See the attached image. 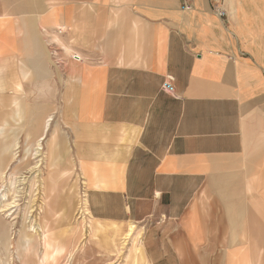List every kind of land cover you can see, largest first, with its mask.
<instances>
[{"label":"crops","instance_id":"crops-1","mask_svg":"<svg viewBox=\"0 0 264 264\" xmlns=\"http://www.w3.org/2000/svg\"><path fill=\"white\" fill-rule=\"evenodd\" d=\"M13 58L78 134L92 222L142 232L123 264H264V0H0V59ZM52 117L26 146L48 140ZM0 127L3 162L17 139ZM49 141L46 181L64 191L75 170L53 169Z\"/></svg>","mask_w":264,"mask_h":264},{"label":"rangeland","instance_id":"rangeland-1","mask_svg":"<svg viewBox=\"0 0 264 264\" xmlns=\"http://www.w3.org/2000/svg\"><path fill=\"white\" fill-rule=\"evenodd\" d=\"M60 50L54 44H50L47 50L49 64L59 74L65 67ZM73 55L76 54H71V59H80H74ZM21 62L15 58L0 59V82L4 86V89L0 91L2 99L0 100V125H5L3 134L7 137L5 143L11 144L17 139V146L11 148L15 155L13 156L11 150H8L4 154L3 162L0 161L3 173V178L0 180V192L6 191L5 202L10 203L9 212H6L7 216H3V212H0V264H7L8 261L10 264H123L127 262L131 244L142 232H137L135 223L134 232L130 229L124 234L127 221L100 220V224H95L92 222L94 213L91 212L92 217L88 205L89 212H79L85 196H82L84 194L81 192L79 203L76 193L79 194L83 190V184L75 166L71 165V160L75 162L79 159L81 144L78 142V134L68 129L61 110L43 109L45 105L38 101L42 94L36 91L37 80L31 72L35 65L22 62L29 71V77L23 78L19 72ZM15 82L22 84V91L16 94L12 90ZM162 90H164L163 87ZM14 95L21 107V117L13 115L14 105L11 98ZM48 114L53 116L47 133L48 140L41 142L42 149L39 155H34L32 150L29 153L26 152V147L30 146H26L24 139L39 135L41 125ZM52 135L56 143L53 169L73 168L75 170L66 179L64 191L60 190L53 194L49 192L46 181L48 166L45 164L43 149V146L46 148V145L50 143L49 139ZM3 141L0 138V144ZM65 195L71 197L68 205ZM45 223L49 226L47 239L51 247L45 248L42 239L37 238V250L29 248L17 252L16 241L19 231L24 228L28 230L32 224L38 230ZM1 229H4V238L9 235L11 238V248L8 251L2 245ZM28 231L31 234V231ZM57 248H61V251L56 252ZM43 254L47 256L45 259L42 257Z\"/></svg>","mask_w":264,"mask_h":264},{"label":"bare ground","instance_id":"bare-ground-1","mask_svg":"<svg viewBox=\"0 0 264 264\" xmlns=\"http://www.w3.org/2000/svg\"><path fill=\"white\" fill-rule=\"evenodd\" d=\"M18 116L21 117V114L20 115L18 114ZM1 131H2V127H0V133H1ZM43 138H44L43 135L39 136L37 138V140H36V143H35L34 147H32L31 144H30V147L29 148L26 147V152L29 153L32 150L34 155H37V154L39 155V151L42 149L41 142L43 141ZM16 146H17V144H16ZM38 162H40V161H38ZM48 188H49V192L51 194H53L56 191V190L53 191L52 190V187H50L49 184H48ZM83 194L84 195H82V196H85V197L82 199V202H81L82 205H80V207H79V212L80 213H83V211H85V213H87L89 211H88L87 203H86V201H87L86 200V194H85V192ZM6 195L7 194H6V191L5 190H2V192H0V212L1 213L3 212V214H2L3 216H7L8 215L7 213L9 212V208L8 207H9L10 203H6L5 202L6 201ZM47 205H49V203ZM82 208H83V210H82ZM28 230L31 231V234H29V231ZM28 230H26L24 228L21 231H19L18 237H17V241H16V251L17 252H19L21 249L26 250V249H29V248H32V249L35 250V247H34V238L36 240H38L39 238L42 239L43 246L45 248L51 246V243L47 239V235L49 233V226H48L47 223H45L43 226H41L40 229H38V230L35 227V225L32 224V225L29 226V229ZM3 233H4V229H1L2 245L8 251L11 248V243H10V239L11 238H10V235H9V237L4 238L3 237L4 236ZM42 257H43V259H45L47 256H46V254H43ZM6 263L7 264H10V261H8Z\"/></svg>","mask_w":264,"mask_h":264},{"label":"built area","instance_id":"built-area-1","mask_svg":"<svg viewBox=\"0 0 264 264\" xmlns=\"http://www.w3.org/2000/svg\"><path fill=\"white\" fill-rule=\"evenodd\" d=\"M184 7L188 9V8H190V4H186V5H184ZM213 11L220 18H224L226 16L225 10L220 8V7H217V6L213 7ZM73 58L79 59V56L73 55ZM162 87L165 91H171V92L173 91V86H172V83H171V80L169 77L164 80Z\"/></svg>","mask_w":264,"mask_h":264}]
</instances>
